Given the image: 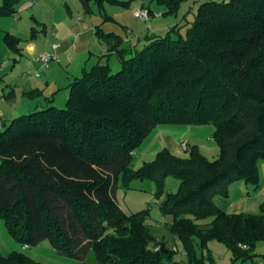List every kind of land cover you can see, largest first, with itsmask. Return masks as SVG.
<instances>
[{
  "label": "trees",
  "instance_id": "trees-1",
  "mask_svg": "<svg viewBox=\"0 0 264 264\" xmlns=\"http://www.w3.org/2000/svg\"><path fill=\"white\" fill-rule=\"evenodd\" d=\"M129 9L133 1L80 0ZM162 15L176 16L190 0H154ZM18 0H0V16H14ZM150 11L152 16L154 13ZM105 20H110L102 14ZM33 35V33H32ZM102 43L116 40L96 31ZM18 52L20 40L5 35ZM120 70L97 64L69 85L64 108L47 106L21 115L0 130V220L22 246L47 240L60 254L99 264H165L175 251L155 241L146 212L127 215L118 205L119 185L155 183L159 209L181 242L186 264H203L201 250L216 241L232 264H256L264 241L260 215L228 214L213 199L227 197L236 181L257 189L264 163V0L205 1L194 21L163 35L148 33L139 46H111ZM212 126L218 156L197 146L181 157L163 149L154 161L131 168L136 150L156 127ZM179 180L176 193L164 188ZM0 264H40L21 252Z\"/></svg>",
  "mask_w": 264,
  "mask_h": 264
},
{
  "label": "rangeland",
  "instance_id": "rangeland-1",
  "mask_svg": "<svg viewBox=\"0 0 264 264\" xmlns=\"http://www.w3.org/2000/svg\"><path fill=\"white\" fill-rule=\"evenodd\" d=\"M128 1V0H120ZM205 1L210 0H190L189 6L193 10L191 21H194V13L199 4ZM223 1V0H215ZM35 2V3H34ZM144 4L145 6L155 5L153 11L157 12L164 11V7L159 6L154 0H137L133 1L130 5L132 8L134 5ZM158 8V9H157ZM95 15L86 16L84 13V8H82L79 0H18L17 5L15 6L16 14L12 16H0V88L7 87L9 85L10 78L18 79L24 78V74L28 75L27 78L33 77L35 74L42 76L43 70L40 68L38 70H33L29 68L28 62L31 60L25 52L26 45L31 43L37 48V52L44 50V53H49V48L51 44L58 40V36H52L51 33L54 30H59L58 24L63 22L66 26L75 24L81 20L82 21H92V19L100 18L104 20L102 14H111L116 10H126L124 8H118L110 6L107 3H104L102 11L99 12L97 7H93ZM157 14V13H156ZM16 16H19L17 18ZM163 15H161L162 17ZM32 18H35L38 23H35ZM177 22V21H176ZM175 22V23H176ZM179 22V21H178ZM188 23V20H185L179 25ZM40 24V25H39ZM45 26V30H43ZM33 33V35H32ZM165 32H162L160 35H163ZM5 35H10L20 39V44L18 46L19 51H12L4 38ZM32 35V36H31ZM36 54V53H35ZM33 54V58H36V55ZM114 61V60H113ZM107 62L106 60L103 62ZM40 63V62H39ZM3 64H6L5 66ZM41 64V63H40ZM42 65V64H41ZM60 68L63 71L66 70L65 64L60 63ZM114 69L111 72L117 73L120 70ZM44 69V68H43ZM38 75V76H39ZM8 91H6L7 93ZM65 105H61L58 108H64ZM33 112V111H31ZM21 113V114H29ZM20 114V116H21ZM19 115H17L18 117ZM186 129L185 140H194L196 144H203L201 148V154L208 160L215 159L219 154V149L216 143L213 141L212 135L214 129L212 126H185ZM162 129L172 131L171 129H184L182 126H169ZM156 131H159V128L156 127L150 136L144 141V143L136 150L137 155L133 156L131 168L137 170L143 166L145 163H149L155 160L158 152L163 149L161 141L158 138H155ZM157 135V134H156ZM185 143L187 149H182V144ZM146 152H143V149H148ZM181 149L183 154L181 157L187 156V150L189 149L186 142L181 143ZM260 179V184H261ZM239 182V181H237ZM234 182L232 186L237 183ZM179 187V180L172 176L164 180V188L170 193H176ZM235 187V186H234ZM250 195H253L254 187L248 186ZM229 194L232 195L233 188L229 186ZM156 185L154 182L149 180H134L130 182L129 187L119 185L115 192V197L119 207L127 214H135L137 212H146L148 214L146 218V225L149 227L155 241L152 242V248L155 250L160 242L164 241L170 247H175L176 251L173 256L172 262H166L165 264H186L187 256L184 251V248L179 241V239L173 236L169 230L168 218L161 214L159 209V203L161 200H158L155 197ZM251 199V198H250ZM260 215V206L255 210V213ZM21 252L29 258L40 264H99L95 259L92 252H90L84 260H78L70 256L60 254L56 249L50 244L49 241L45 240L35 246H22L15 238H13L7 231L4 222L0 220V255L3 257L8 256L11 252ZM196 251L199 258L203 259V264H232V253L228 248L219 242L212 241L207 244L205 249H200L196 247ZM253 262L256 264H264V241L258 242L255 245Z\"/></svg>",
  "mask_w": 264,
  "mask_h": 264
},
{
  "label": "crops",
  "instance_id": "crops-1",
  "mask_svg": "<svg viewBox=\"0 0 264 264\" xmlns=\"http://www.w3.org/2000/svg\"><path fill=\"white\" fill-rule=\"evenodd\" d=\"M80 4L82 6L81 2ZM93 7H97V5L93 1H90L89 8L91 14L95 15ZM154 7V4L150 6L138 4L127 9V11L116 10L107 15L110 20L104 19L100 21V18L93 17L92 21H82L81 19L70 26H66L61 22L58 24L59 30H54L51 33L52 36H58V40L51 44L49 53H47L54 57L48 67L39 61V56L44 53V50L37 52V48L28 43L24 50L31 60H29L27 66L33 70L41 68L43 70L41 72L42 76H36V74L30 78L25 76L22 79H18V81L12 77L5 89L0 88V130H2L4 124H9L12 119L17 118V115L20 116L22 112L27 113L47 106L58 108L61 105H65L69 96V85L97 64H102L106 60L107 62L105 63L109 65L111 71L118 69L120 63L114 52H110V45L117 46L119 50L132 49L139 46L140 39L148 33L160 35L174 25L183 23L185 20H188V23L192 22L193 10L189 6V2L181 6L176 16L161 17L163 11H159L157 8V12H154ZM137 9H148L154 14L148 21L138 20L133 15V11ZM84 12L86 16H89L85 10ZM16 17L19 18V16ZM32 19L35 23H38L35 18ZM43 30H45V26ZM97 30H101L106 34H112L116 37V40L109 41L107 44L102 43L96 35ZM53 45H57V48L53 49ZM33 54L36 55L35 59L33 58ZM61 62L65 64V71L60 68ZM29 75L31 76L32 74ZM6 91L8 92L6 93ZM164 127L169 126L158 127L159 131H156L157 135L155 134L154 136L161 141L163 147H166L174 155L180 156L183 154L181 149L182 142H186L188 148L197 146L200 152L202 151L201 148L205 147L203 144H196L197 142L194 140H185L186 129L188 127L182 126L184 129L177 130L171 129L172 131H177L174 133L162 129ZM147 150L149 148L143 149V152ZM134 155H137V152ZM259 174L260 179L262 178L261 184H259L257 189H254L253 195H250L248 186L243 181H236L237 183L233 186V183L230 185L233 188L232 195H228V187V196H216L213 199L214 204L228 214L244 213L257 215L254 214L255 210L259 208L264 199V163H261L259 166ZM168 221L170 223L172 219L168 218Z\"/></svg>",
  "mask_w": 264,
  "mask_h": 264
},
{
  "label": "built area",
  "instance_id": "built-area-1",
  "mask_svg": "<svg viewBox=\"0 0 264 264\" xmlns=\"http://www.w3.org/2000/svg\"><path fill=\"white\" fill-rule=\"evenodd\" d=\"M133 15H134V17H135L136 19H138V20L148 21V20H150V18H151L150 11H149L148 9H137V10H134V11H133ZM155 16H156V15H155ZM55 48H57V45H53V49H55ZM53 58H54V57H53L52 55H50V54H46V53H43V54H41V55L39 56V61H40L44 66L48 67L50 61H51ZM3 65L5 66L6 64H3ZM24 75H25V76H28L29 73L24 74ZM38 75H39V74L37 73L36 76H38ZM182 149H183V150H186V149H187L185 143L182 144ZM24 247H27V246H24ZM169 247H170V246H169ZM149 248H150V249H153V248H152V245H150ZM170 249H171L172 251H176V248L173 247V246L170 247ZM153 250H154V249H153ZM155 250H156V251L159 250V247H157Z\"/></svg>",
  "mask_w": 264,
  "mask_h": 264
}]
</instances>
